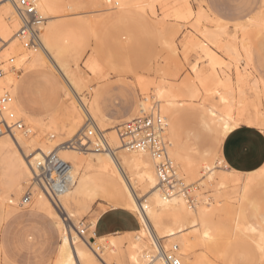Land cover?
Returning a JSON list of instances; mask_svg holds the SVG:
<instances>
[{
  "label": "rangeland",
  "instance_id": "1",
  "mask_svg": "<svg viewBox=\"0 0 264 264\" xmlns=\"http://www.w3.org/2000/svg\"><path fill=\"white\" fill-rule=\"evenodd\" d=\"M72 1L80 8L79 16L68 17L66 21H93L96 40H88L83 49L69 48L64 64L80 79V96L88 104L97 105L104 116V125L96 123L97 127L102 131L108 126L118 128L135 116L138 78L162 82L166 90L193 84L196 94L190 97L184 92L176 100L171 117L162 116L166 123L165 139L178 153L179 161L174 164L184 184L190 186V194L197 199L215 198L214 205L223 204L220 198L224 192L217 186L218 180L204 188L200 185L205 159L214 158L211 163H215L222 140L207 111L220 110L228 104L234 118L245 120L258 114L263 117L259 95L262 87H259L264 86V0H158L152 10L146 5L147 0H131L133 3L123 11L93 0ZM184 4L190 9L191 17L183 21L175 19L172 9ZM256 15L262 27H255L250 21ZM113 35L121 37L119 44L114 43ZM109 36L112 40L107 38L110 41L106 39L105 43V37ZM238 42L246 47L248 60L243 51L233 48ZM203 48L214 54L215 64L208 62ZM54 70L48 63L47 67L25 68L19 73L17 100L31 115L75 102L66 94L65 84ZM85 122L83 117L82 125ZM246 124L243 121L240 125ZM184 162L196 164V177L181 170ZM227 171L224 165H219L214 169L215 178L228 176ZM244 175L241 174L242 179L246 178ZM91 176L98 183L97 189L80 197L79 204L72 209L75 218L67 221V224H80L86 236L92 213L100 208L111 210L108 193L115 191L123 195L112 173L101 174L94 168ZM259 176L248 184L241 200L238 198L235 212L213 215L211 227L219 235L212 236L203 247L193 241V256L200 264H264V167ZM144 194L148 196L147 191L138 190L139 196ZM132 219L137 223L135 217ZM192 226L191 220L185 221L184 229L191 232ZM72 235L76 237L77 231ZM191 236L200 237L199 233ZM130 237L131 242L138 239ZM119 240L120 250L126 254L130 241L126 237ZM57 244L53 221L32 207L0 221V264H54Z\"/></svg>",
  "mask_w": 264,
  "mask_h": 264
},
{
  "label": "bare ground",
  "instance_id": "2",
  "mask_svg": "<svg viewBox=\"0 0 264 264\" xmlns=\"http://www.w3.org/2000/svg\"><path fill=\"white\" fill-rule=\"evenodd\" d=\"M29 1L35 5L37 12L44 20V24L41 27L40 46L25 49L16 36L21 26L16 13L18 0H0V38L4 43L0 57L3 62L2 69L5 72L4 77L0 79V95L7 92L11 96L10 103L0 112V122H5L12 127L9 133L0 136V145L13 155L17 169L14 186L7 193L0 196V221L30 207L44 213L54 222L57 234L58 244L54 264H96V262L102 261L103 264H166L164 254H167L168 251L179 259L181 264H200L193 256L194 242L203 247L212 236L219 235V232L211 227L213 215L215 213L228 215L229 212H235L234 208L236 202L239 201L238 198L242 196L249 182L251 183L254 177H258L260 173L250 175V179L245 182L242 181L240 174L231 170L227 171L228 176L215 178L214 169L216 167H219V165L227 167L222 157L218 156V159L216 158L217 153H214L215 163H211L214 158L210 159L208 157L205 159L207 161L204 163L203 169L205 174L200 185L204 188L213 185L214 181L218 180L217 186L224 192L222 197L220 196V199L224 201L223 204L214 205L215 198L202 196L197 199V197L192 196L193 205L189 206L186 197L179 190L167 196L158 181L155 161L148 153L131 152L121 148L117 128L110 127L102 131L97 127L96 123L104 124L94 113L92 104H88L80 96V79L76 77L75 73L68 71L64 64L69 48L83 49L87 46L88 40L91 38L94 41L96 40L94 22L66 21L68 17L79 16L78 10L80 8L72 0ZM93 1L102 2L105 6H110L117 11H123L130 2L133 3L131 0ZM137 2L135 1V3ZM157 2L158 0H147L146 5L152 10ZM261 14L260 17L262 18ZM171 15L175 19L183 21L191 17L192 14L184 4L172 9ZM254 17L255 19L250 21L255 24V27H262L264 23L261 24L256 19L259 16ZM110 35L112 34L110 33ZM111 37L115 44L120 43L119 39L121 37L119 35ZM111 37H105L104 42L107 38L112 40ZM205 46L207 45L205 44ZM233 48L243 51L244 57L247 60L249 59L246 47L241 42H238ZM203 52L209 63H216V58L212 52H208L205 48H203ZM48 63L63 80L66 94L70 95L75 102L58 105L53 109L45 110L40 115H31L17 100V77L21 70L25 68H43L47 67ZM121 74H125V72ZM136 82L140 94L139 110L136 117L140 113L152 114L157 112L164 118L169 119L176 100L183 96L184 92L187 91L190 97L196 94L193 84L191 86L183 85L178 89L166 90L162 82L140 78ZM200 83L204 85L201 80ZM259 88H261V91L259 90V95L261 94L260 101L264 108V86ZM207 115L210 122L218 127L222 139L243 121L248 125L264 128V112L263 117H259L258 114L257 117L243 120L242 117L236 115L234 118V114L232 115L227 104L220 110L211 109L207 111ZM83 117L89 123L94 124L99 131L104 132L109 151L96 153L73 150L68 147L69 141L83 128L85 124L82 125ZM17 123H21L23 128L13 127ZM166 135L167 131L165 129L164 137ZM41 152H53L72 167L74 182L71 188L59 197V210L31 182L29 162L36 159ZM167 154L173 163L179 161L177 151L170 144ZM94 168H97L101 174L112 173L120 183L123 195L115 191L114 193H108L111 207H123L129 210L141 224L140 233L133 235L138 239L136 242L130 241V247L126 254L120 250V241L110 237L95 240L93 243L89 241L92 229L89 230V235L86 236L84 232V235L81 236L80 224H67V221H72L71 219L75 218L72 209L79 204L80 197L92 189H97L98 183L94 182L91 176ZM197 169L195 163L184 162L181 170L194 178ZM140 189L143 192L147 191L148 196L145 194L139 196L138 190ZM26 192L30 194L28 203L23 202V196ZM56 209L65 218H60ZM186 220H191L193 225L191 229H194L191 232L190 229H184ZM74 230L77 231L76 237L72 235ZM214 231L215 233H211ZM197 233H199V238L191 236V234L196 235ZM161 241H165L163 245H161ZM96 242H100V245H96Z\"/></svg>",
  "mask_w": 264,
  "mask_h": 264
},
{
  "label": "built area",
  "instance_id": "3",
  "mask_svg": "<svg viewBox=\"0 0 264 264\" xmlns=\"http://www.w3.org/2000/svg\"><path fill=\"white\" fill-rule=\"evenodd\" d=\"M16 13L21 26L16 33L25 49L38 48L40 46L41 27L44 20L39 15L33 2L29 0H18ZM4 43L0 38V54ZM3 62L0 57V79L5 75L2 69ZM11 96L7 92L0 95V112L10 103ZM13 127L22 129L21 123ZM166 123L159 113H140L134 119L125 122L117 128V135L121 148L131 152L148 153L155 161L158 181L163 192L169 196L179 190L188 202L193 205V197L190 194V186L184 184L174 163L168 157L169 143L164 137ZM12 127L5 122H0V136L9 133ZM68 147L79 151H92L96 153L109 151V146L104 132L99 131L96 126L86 121L79 133L68 143ZM31 182L38 190L47 197L59 210V197L65 194L73 185V171L69 163L61 160L55 153L41 152L36 159L29 162ZM30 201V194L26 192L23 202ZM84 235V230L80 231ZM91 239L89 238V241ZM164 254L166 264H181L179 259L169 251Z\"/></svg>",
  "mask_w": 264,
  "mask_h": 264
},
{
  "label": "crops",
  "instance_id": "4",
  "mask_svg": "<svg viewBox=\"0 0 264 264\" xmlns=\"http://www.w3.org/2000/svg\"><path fill=\"white\" fill-rule=\"evenodd\" d=\"M139 101L140 94L136 103V114L133 117H129L128 121L136 117L139 110ZM92 108L98 119L104 124V116L98 106L92 104ZM220 156L229 170L237 174L239 173L240 175L245 174L244 176H246V178L242 179V181L245 182L250 179V175L258 174L263 171L264 133L248 124L238 125L221 140ZM16 170L13 155L0 145V196L7 193L14 186L17 178ZM92 180L94 181V179ZM32 209L49 219L44 213L37 209ZM133 216L136 218L137 223L132 219L134 218ZM92 221L94 222L93 224ZM90 222L92 224V226L90 224L91 228L89 229L90 231L92 229L91 236L89 237L91 240L112 237L120 241L119 238L126 237L130 241V236L139 234L141 230V224L137 217L123 207H111L110 211L102 208L97 209L92 213ZM118 234L120 235L115 236Z\"/></svg>",
  "mask_w": 264,
  "mask_h": 264
},
{
  "label": "snow or ice",
  "instance_id": "5",
  "mask_svg": "<svg viewBox=\"0 0 264 264\" xmlns=\"http://www.w3.org/2000/svg\"><path fill=\"white\" fill-rule=\"evenodd\" d=\"M262 131H264V129H262Z\"/></svg>",
  "mask_w": 264,
  "mask_h": 264
}]
</instances>
